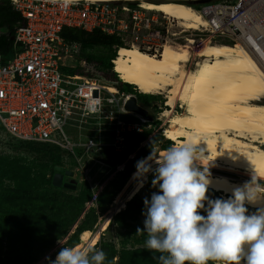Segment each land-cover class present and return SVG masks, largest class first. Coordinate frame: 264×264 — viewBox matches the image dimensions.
<instances>
[{
    "label": "built area",
    "instance_id": "1",
    "mask_svg": "<svg viewBox=\"0 0 264 264\" xmlns=\"http://www.w3.org/2000/svg\"><path fill=\"white\" fill-rule=\"evenodd\" d=\"M11 1L20 13L21 21L12 36L13 55L4 60L0 53L1 128L16 139L59 146L75 159L77 166L70 169L72 176L64 175L78 180L75 173L79 172L87 179L94 166L88 162L83 164L82 155L102 152L106 148L116 153L125 152L129 138L151 129L153 122H144L121 110V101L128 93L118 86L61 70L63 52L81 50L80 43L64 41L63 29L99 30L116 35L125 43L130 39L142 44L148 52L160 53L165 44H179L185 30L182 21L161 11L147 9L139 0H132L135 3L78 0L71 1L66 7L58 0ZM196 10L204 19V24L196 29L208 33H202L200 39L195 38V49L198 47L195 56L203 45L227 40L248 52L264 71V0H209ZM199 62L195 61V65ZM97 99L100 101L97 109L90 111L88 106ZM68 124L77 129L95 126L99 131H107L110 137L72 142L63 130ZM154 134H149L125 162L133 158ZM125 162L117 165L116 171L122 169ZM93 163L106 165L99 157L93 158ZM143 179L145 182L147 175ZM103 188L104 185L92 188L93 195L86 203V210L97 207V198ZM127 198L125 201L130 200ZM117 200H113L107 210L111 218L125 207L124 201Z\"/></svg>",
    "mask_w": 264,
    "mask_h": 264
},
{
    "label": "trees",
    "instance_id": "2",
    "mask_svg": "<svg viewBox=\"0 0 264 264\" xmlns=\"http://www.w3.org/2000/svg\"><path fill=\"white\" fill-rule=\"evenodd\" d=\"M184 3L187 4V2ZM201 3L197 1L188 5L198 9L203 4ZM20 21L21 15L14 9L12 1L0 0V53L4 60L13 55L11 37L15 26ZM62 37L66 43L81 44V50L76 54L82 61L99 54L91 51L95 47L107 49L108 53L104 55L103 61L107 68L106 79L109 83L118 86L126 93H135L144 104L153 105L155 113L162 108L163 99L160 96L138 92L135 85L125 83L120 78L115 80L111 77L110 70L114 65L112 61L117 56L118 49L126 46L120 37L99 30L85 31L73 27H65ZM61 70L66 74L81 72L77 69H67L64 65L61 66ZM114 73L117 74L115 71ZM156 100L160 103L154 104ZM0 129L2 130L1 125ZM152 132L154 131L151 128L142 134L133 135L141 137L135 144L132 142L133 136L130 137L128 150L125 152L116 153L106 148L101 152V159L116 169L117 165L124 163L129 154L136 149V144H140ZM7 136L13 141L11 143L13 148L24 149L49 158L52 162V175L56 172V167L60 166L62 159L68 156L66 151L51 143ZM149 141L146 146L136 151L133 158L125 162L124 171H116L115 174L122 176L123 182L137 170V162L150 154L152 142L155 141V146L157 145L159 138L156 137V133ZM168 142L170 144H164L163 149L167 150L173 145L172 141L168 140ZM47 165L48 163L42 164L44 169H41L38 165L26 163L21 157L0 155V264H37L41 261L44 264H52L62 247L80 244L82 232L90 229L95 223L96 213L107 211L115 197V193H104L103 188L97 198V207L86 210V203L93 195L92 188L89 186L80 188L77 180L74 189L56 185L53 183V176L47 174ZM153 178L154 173H149L144 184L151 186L155 192H159L158 186L152 185ZM122 185L120 184L118 188ZM207 195L212 200L225 199L221 192L211 188ZM144 199L136 193L127 201L126 206L113 216V223L117 226L116 235L113 234V223H110L100 235L95 246L106 253L105 264H158V261L152 258L153 253L144 247L147 234H137V228H144ZM205 208H207V202H205ZM200 214L206 216L207 212L201 209ZM82 215L84 219H80ZM115 236L118 238L119 249L116 246ZM62 240L64 242L58 245ZM115 257L117 261H114ZM209 264L213 262L209 261Z\"/></svg>",
    "mask_w": 264,
    "mask_h": 264
},
{
    "label": "bare ground",
    "instance_id": "3",
    "mask_svg": "<svg viewBox=\"0 0 264 264\" xmlns=\"http://www.w3.org/2000/svg\"><path fill=\"white\" fill-rule=\"evenodd\" d=\"M139 1L147 9L180 19L187 29L204 24L200 13L189 3ZM198 56L202 60L196 68L187 70L185 64L191 59L188 46L175 48L165 44L159 54L145 52L136 45L122 46L113 59V69L123 82L135 85L143 93L165 92L169 107L178 100L182 102L185 111L173 112L163 132L176 145L192 140L200 144L202 159L211 162L209 188L228 199L233 188L251 181L233 179V173L251 179L257 173L264 178V103L259 102L264 96V71L248 52L226 43L205 44ZM136 173L131 177V183L137 180L127 199L144 187V179ZM246 205L258 209L264 207V200ZM111 219L108 216L100 230L106 229ZM100 230L83 231L77 247L89 242L96 245Z\"/></svg>",
    "mask_w": 264,
    "mask_h": 264
},
{
    "label": "clouds",
    "instance_id": "4",
    "mask_svg": "<svg viewBox=\"0 0 264 264\" xmlns=\"http://www.w3.org/2000/svg\"><path fill=\"white\" fill-rule=\"evenodd\" d=\"M58 2L66 7L71 0ZM99 103L93 100L89 110L95 111ZM199 145L195 140L174 144L161 154L153 141L150 154L137 162V177L153 172L152 185L159 188L150 200L144 199V228H137V234H147L145 249L158 264H264V207L250 215L246 207L264 200L259 183L264 178L256 173L233 188L228 199H209L212 181ZM106 259L89 242L82 248L62 247L52 264H105Z\"/></svg>",
    "mask_w": 264,
    "mask_h": 264
},
{
    "label": "rangeland",
    "instance_id": "5",
    "mask_svg": "<svg viewBox=\"0 0 264 264\" xmlns=\"http://www.w3.org/2000/svg\"><path fill=\"white\" fill-rule=\"evenodd\" d=\"M179 1L187 2V4L188 3L190 4L192 2H197V1L199 3L202 2L200 0H179ZM202 3H204V2H202ZM184 29H185L184 33H182L183 37L179 41V44L177 45L174 42L175 44H172V46H174L175 48H181L182 46L183 47L188 46L189 52L191 53V59H190V61H188L185 64V67H186L185 69L194 70L196 68L195 61L202 60V58L200 56H195V51L198 50V47H196V49H195V43H196L195 38L200 39L203 36L202 33H208V32L205 30L203 31V30H199L196 28L187 29L184 27ZM186 38L192 39L194 41L189 42L188 40H186ZM212 43H217V44L226 43V44L232 45L227 40H222V39H219L217 42H212ZM132 45H136L141 50L148 52L142 44L135 43V42L133 43L130 39L126 41V46H132ZM119 49H118V51H119ZM161 50L159 52H161ZM91 51H96L99 54L93 58H90V59L86 58L84 60L85 62H83L81 60V58L79 57V55L76 54L75 51H70L67 53L64 51L63 55H62V63L64 65V67L67 69H77L78 71H81V72H78L77 74L81 73L83 75H87L90 77L97 78L102 83L110 84L109 81L106 79L107 68L105 67L104 61H103L104 55H106V53H108V50L103 49L102 47H95V48L91 49ZM148 53L159 54V53H155L153 51L148 52ZM112 64H113V61H112ZM110 73H111V77L113 79L117 80V78H119V75L114 73L113 68L110 70ZM120 83H121V80H120ZM136 91L141 92L137 87H136ZM154 94L160 96L163 99L162 108L157 113H155V116L156 117L159 116L160 118H157L156 122L152 126V131H154L156 133V137L159 138V141L157 142L156 148L158 149L159 153H162L163 151H166V149L162 148L163 145L164 144H166V145L170 144V142H168L169 139H167V137L165 136V134L163 132V128L166 124H168V120L172 116V113L173 112H177V113L184 112L185 106L182 104V102L180 100H178L176 104L169 107L166 104V99H167L166 95L167 94L165 92L164 93H154ZM259 102L264 103V99H261V101H259ZM159 103H160L159 100L154 101V104H159ZM151 106L154 108L153 105H151ZM168 110L170 113L169 115H168ZM164 113H166V114L164 115ZM63 130H64L65 134L67 135V137L69 138V140H71L72 142H81V141L84 142V141H87L89 138H94L96 140H98L100 138V140H106L107 137L108 138L110 137V135L108 136L109 133L107 131H104V130L99 131L95 126H91V125L83 127L81 129H77L76 127H72L70 124H68V125L64 126ZM140 138H141L140 136L139 137L133 136L132 137L133 144H135V142L138 141ZM170 141H172V140H170ZM12 142L13 141L7 136V134H5L0 129V155H6V156H12V157L13 156L21 157L24 159V161L26 163H32L33 165H38L39 168H41V169H44L41 166L42 164L48 163V165L46 166L47 174L49 176L54 177V175H52L53 174L52 173V162L49 161V158L42 156L40 154L28 152L24 149H15L12 147V144H11ZM149 142L150 141H148L147 143H149ZM172 142H173V145L174 144L176 145V143L174 141H172ZM146 144H145V146H146ZM136 145H137V147L139 146V144H136ZM101 156H102L101 152H95V151L90 152L89 155H82V158H81L82 163L86 164L88 162L89 165L94 166V170L91 173L90 177L87 179L82 178L81 174L79 172H76L75 176L78 179L77 180L78 186L80 188H82L84 186H89L91 188H98V187L104 185V190H103L104 193H106V194L110 193V192L115 193V197L113 200L120 198L122 201H124L125 206H126L127 201H128V200L125 201L127 198V195L137 180L136 179L133 183H131V181H130L134 172L126 181L123 182L124 179L122 178V176H120L118 173H117L118 175L115 174L117 167L115 169V168L111 167L110 165H108L107 163H106V165H102L99 163H95V164L93 163V158H95V157L101 158ZM202 163L205 166H207V169H209V170L212 169L210 167V165H211L210 161L206 162L202 159ZM204 165H199L200 169L203 170ZM59 167H62L64 170H67V169L70 170V169H75L77 166H76L75 159L72 158V156H67L66 158L64 157L62 159V162H60ZM153 167H155L154 163H153ZM124 169L125 168L123 166V168L120 170L124 171ZM149 173H151V172H149ZM149 173H147L146 175L148 176ZM233 174L231 176L233 179H236V180H240V181H245L246 179L252 180L247 175H242V174H234L233 175ZM68 180H70V177L66 176L64 182H66ZM259 183L264 185V181H262V180H260ZM120 184H123V185H122V187L118 188V186ZM139 194L141 197L146 198L142 193L139 192ZM221 195H222V197L223 196L225 197L224 194L221 193ZM113 200H112V202H113ZM252 208H254V207H252ZM108 216H110V215L107 214V211H105V212L101 211V212L96 213V221L92 225V227L88 230H90L92 233L99 231L100 225L107 219ZM83 217H84L83 215L80 216V219H84ZM91 219H93V217H91ZM110 223H113V217L110 220ZM75 227H73V229ZM105 230L106 229L100 230L99 239H100V235L102 233H104ZM116 232H117V226L113 223V234L116 235ZM133 239H134V237L132 238V240ZM64 240L60 241L58 243V245H61L64 242ZM115 241H116L117 249H119V244L117 243V241H118L117 236H115ZM80 242H81V236H80ZM94 247H96V246L94 245ZM114 261H117V260H114ZM37 264H44V262L41 261V262H38Z\"/></svg>",
    "mask_w": 264,
    "mask_h": 264
},
{
    "label": "water",
    "instance_id": "6",
    "mask_svg": "<svg viewBox=\"0 0 264 264\" xmlns=\"http://www.w3.org/2000/svg\"><path fill=\"white\" fill-rule=\"evenodd\" d=\"M125 1V0H118ZM129 3H135L132 0H127ZM167 1L162 0L160 2ZM202 2H207L208 0H200ZM13 39V37H11ZM121 110L135 118H138L144 122H155L157 120L155 116V110L152 106L144 104L139 97L135 93H128L121 101ZM64 174L68 176H72L73 172L70 170H64L62 167H56V174L53 177V183L60 186L63 185L67 188L74 189L76 187V180L70 178V180L64 182L63 176ZM154 189L144 184V187L141 189L140 193H142L146 198H151L152 193H154Z\"/></svg>",
    "mask_w": 264,
    "mask_h": 264
},
{
    "label": "flooded vegetation",
    "instance_id": "7",
    "mask_svg": "<svg viewBox=\"0 0 264 264\" xmlns=\"http://www.w3.org/2000/svg\"><path fill=\"white\" fill-rule=\"evenodd\" d=\"M149 1H152V2H160L162 0H149ZM56 174V172L54 173ZM66 176L64 175V178L63 180H65ZM246 207L248 208V214L249 213H255L257 210L255 208H250V206L246 205Z\"/></svg>",
    "mask_w": 264,
    "mask_h": 264
}]
</instances>
